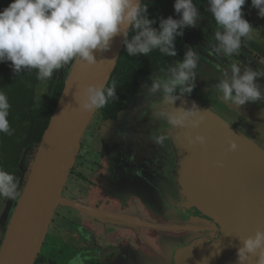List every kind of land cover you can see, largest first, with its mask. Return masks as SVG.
Wrapping results in <instances>:
<instances>
[{
  "label": "water",
  "instance_id": "water-1",
  "mask_svg": "<svg viewBox=\"0 0 264 264\" xmlns=\"http://www.w3.org/2000/svg\"><path fill=\"white\" fill-rule=\"evenodd\" d=\"M244 19L253 31L230 57L215 52L213 32L197 37L186 29L182 39L195 44L198 66L208 68L211 80L204 81L196 71L192 92L172 106L162 104L159 95L146 96L140 106L128 111L106 146L116 162L115 185L138 191L133 192L138 195L135 205L146 200L165 208L172 221L153 224L133 214L97 210L62 196L82 136L96 114V110L81 111L75 95L88 84H107L124 45L118 34L108 51L94 50L96 65L73 61L8 221L0 264H33L60 206L123 225L134 233L144 228L186 234L176 242L158 241V261L150 257L147 239L139 245L134 241L127 245L119 264H237L240 239L264 229V76L255 81L261 98L240 106L219 101L214 86L232 64L242 71L251 67L264 74V17ZM193 102L201 111L209 108L197 128H172L154 115L157 108L173 111L189 108ZM185 132L204 136L206 143L189 145ZM161 137L163 143H156ZM229 140L237 144L235 150H229ZM257 259L250 257L246 264H257Z\"/></svg>",
  "mask_w": 264,
  "mask_h": 264
},
{
  "label": "clouds",
  "instance_id": "clouds-1",
  "mask_svg": "<svg viewBox=\"0 0 264 264\" xmlns=\"http://www.w3.org/2000/svg\"><path fill=\"white\" fill-rule=\"evenodd\" d=\"M207 11L217 26L213 33L216 53L230 57L237 53L242 39L253 31L243 18L242 6L246 0H207ZM258 15L264 17V0H251ZM148 5L144 0H11L0 10V63L11 62L14 74L36 70L37 79L49 81L55 70H60L77 60L89 66L98 62L96 52L108 51L113 38L120 34L127 54L131 57L147 56L153 50L175 56L176 38L183 35L185 27H196L201 14L193 0H174L173 9L178 18H161L159 27L149 19ZM129 33H134L129 38ZM199 57L189 47L181 61L175 62L163 75L154 76L147 86L149 96L159 95L162 104L173 105L180 96L190 94L194 88ZM264 76L251 67L232 64L223 78L214 86L217 99L227 105L240 106L261 98L257 77ZM83 112L104 108L110 100H116V84H88L75 95ZM10 103L0 92V133L12 135L14 129L8 120ZM195 102L191 107L160 108L156 118L164 120L172 128H197L204 120L203 112ZM189 145L203 146L206 138L185 132ZM164 137L155 141L162 144ZM229 150L237 144L229 140ZM222 166L221 162H217ZM19 180L0 168V197L15 199ZM240 239V238H239ZM237 264H246L250 257H257V264H264V229L240 239ZM71 264H82L77 255Z\"/></svg>",
  "mask_w": 264,
  "mask_h": 264
},
{
  "label": "flooded vegetation",
  "instance_id": "flooded-vegetation-1",
  "mask_svg": "<svg viewBox=\"0 0 264 264\" xmlns=\"http://www.w3.org/2000/svg\"><path fill=\"white\" fill-rule=\"evenodd\" d=\"M144 2L149 8L155 0H144ZM242 15L243 18L251 15L257 16L258 9L242 8ZM202 27L217 29L214 18L208 11L201 15L196 27H185L183 33L186 29ZM189 46L194 48L192 43ZM175 51L176 55L167 56L169 59L167 58L166 64L161 65L162 71L153 73V77L163 75L170 66L183 59L185 51L182 38L175 47ZM50 83L49 81L45 82L46 89ZM149 84L142 85L139 97L147 92ZM134 102L130 104L127 110L122 111L116 120H104L97 117L96 114L90 120L82 136L75 162L69 171L68 182L66 181L62 193L63 197L97 210L119 215L128 214L127 211L131 209V205L128 204L129 197L122 196L121 192L117 190L114 183L117 176L116 162L107 152L105 146L110 143L109 140L114 136L120 120L132 108ZM38 143L23 157L21 172L18 177L19 182H21V178H24L25 172L27 176L30 165H27L26 160L28 156H32ZM96 144H98L97 147ZM89 154L91 157H87ZM9 201L10 199L0 197V219L6 211ZM135 207L140 208L138 210L140 215L133 214L134 216L142 217V219L147 218L153 224H163L170 221L169 218L166 221H160L162 218L167 219V216L153 204L139 203ZM113 223L98 220L79 209L66 206L56 208L33 264H71L72 258L77 255L81 258L82 264H119L125 254L126 244L130 240L131 234L128 228ZM171 233L168 230L158 229L143 231L152 247L154 260H161L155 254L157 242L165 239L172 240ZM184 237L186 234L179 237L176 235L175 239ZM2 239L3 237L0 239V245Z\"/></svg>",
  "mask_w": 264,
  "mask_h": 264
},
{
  "label": "trees",
  "instance_id": "trees-1",
  "mask_svg": "<svg viewBox=\"0 0 264 264\" xmlns=\"http://www.w3.org/2000/svg\"><path fill=\"white\" fill-rule=\"evenodd\" d=\"M11 0H0V10L7 7ZM200 14H206L207 0H193ZM174 0H155L147 9L149 19L159 27L161 18H178L173 9ZM242 8H253L250 0ZM134 33H129V38ZM182 36L176 38L175 47ZM168 55L153 50L147 56L131 57L125 46L119 55L117 64L106 85L116 84V100L96 110L97 117L104 120H116L127 110L140 94L142 85L151 83L153 73L162 71ZM168 58V59H167ZM63 82L53 81L46 89L45 82L37 79L36 70L14 74L11 62L0 63V92H4L11 105L8 120L14 129L12 135L0 133V168L13 173L17 178L21 172L22 160L27 151H31L40 141L49 118L56 106ZM43 95V96H42Z\"/></svg>",
  "mask_w": 264,
  "mask_h": 264
},
{
  "label": "rangeland",
  "instance_id": "rangeland-1",
  "mask_svg": "<svg viewBox=\"0 0 264 264\" xmlns=\"http://www.w3.org/2000/svg\"><path fill=\"white\" fill-rule=\"evenodd\" d=\"M189 31H193L194 32V35L195 36H197V37H203V36H209L210 35V32H213L214 33V31H216L217 29H213V28H205V27H202V28H191V29H188ZM213 33L210 35V36H213ZM188 42V41H187ZM194 44L193 42H188V43H185L184 42V40H183V49H184V51L186 52L187 50H188V48L190 47L189 45L190 44ZM193 48V47H192ZM194 51H196L197 50V47L195 46V44H194ZM74 61V60H73ZM73 61H71L68 65H66L64 68H62V69H60V70H55L54 71V73H53V76H52V78L49 80V82H52V81H59V82H64V80H65V78H66V76H67V74H68V72H69V70H70V68H71V66H72V63H73ZM195 71H197L198 72V77H202V79L204 80V81H209V80H211V77H209L210 75L208 74V68L207 67H205V66H203V65H201V66H197V68H196V70ZM209 75V76H208ZM42 82H47V81H42ZM146 96H148V93L147 92H145V93H143V95L142 96H140L135 102H134V105L132 106V108L134 107V106H136L137 104H138V106H140L141 104H142V100L146 97ZM132 108H130V110L132 109ZM123 118H124V116H123ZM122 118V119H123ZM121 119V120H122ZM121 120H120V122H121ZM120 122H119V124H120ZM111 140V139H110ZM109 140V141H110ZM98 146V144H96V147ZM106 146H107V144H106ZM105 146V147H106ZM35 152V151H34ZM34 152H33V154H32V156H28V158H27V160H26V162H27V165H30V163H31V161H32V159H33V155H34ZM87 157H91V155L89 154ZM28 170V169H27ZM26 179V172L24 173V178H21L20 179V181L21 182H19V185H18V195H19V193L21 192V189H22V186H23V184H24V180ZM67 182H68V180H66ZM117 187V186H116ZM126 189L127 188H118L117 187V190L118 191H120L121 192V195L122 196H124V197H129L128 198V201H129V205H131V209H129L128 211H127V213L128 214H137V215H140V213L138 212V210L140 209H137L135 206V202H134V198H138V195H134V193H137L138 194V191H135V190H133L132 188H128V190L126 191ZM134 192V193H133ZM131 194V195H130ZM16 196V198L15 199H10V201H9V203H8V206H7V208H6V211L4 212V214H3V217L0 219V239L3 237V234H4V230H5V227H6V225L8 224V221H9V219H10V216H11V214H12V212H13V210H14V208H15V205H16V202H17V200H18V197L19 196ZM133 195V196H132ZM142 203H145V204H148V202H146V200H143L142 201ZM149 205V204H148ZM157 207V206H156ZM158 208H160V210L164 213V215L165 216H167L166 218L167 219H164V218H162V219H160V221H166V220H168V218H169V220L170 221H172V217L170 216V215H168V212L166 211V209L165 208H161V207H158ZM65 210V209H64ZM142 218V217H141ZM170 221H167L166 223H169ZM114 224V223H113ZM120 226H123V225H120ZM142 230H145V229H143V228H141ZM147 230H150V229H147ZM179 233H176V232H172L170 235H171V239H172V242H176V239H175V237H176V235L179 237L180 235H178ZM162 239H164V238H162ZM153 257V255H150V257ZM156 256H158L159 258H161V256H159L158 254H156Z\"/></svg>",
  "mask_w": 264,
  "mask_h": 264
},
{
  "label": "crops",
  "instance_id": "crops-1",
  "mask_svg": "<svg viewBox=\"0 0 264 264\" xmlns=\"http://www.w3.org/2000/svg\"><path fill=\"white\" fill-rule=\"evenodd\" d=\"M145 219H147V218H145ZM148 221H150L149 219H147ZM151 222V221H150ZM152 223V222H151ZM163 224H166V223H163ZM144 229V228H143ZM146 230V232L148 231L147 229H145ZM151 230V229H150ZM128 231L130 232V240L128 241V243L126 244V246L127 245H131V243H134V241H136V244L137 245H139L140 243V241L144 244L145 243V241H146V236H145V234H143V231L144 230H142V229H138L137 231L138 232H136V233H134V231L132 230V229H129L128 228ZM139 232H140V235H139ZM140 237H142V238H140ZM150 245V244H149Z\"/></svg>",
  "mask_w": 264,
  "mask_h": 264
}]
</instances>
